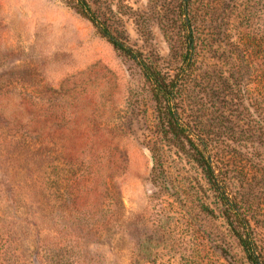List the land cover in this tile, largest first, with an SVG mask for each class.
Masks as SVG:
<instances>
[{"label": "rangeland", "instance_id": "374dc122", "mask_svg": "<svg viewBox=\"0 0 264 264\" xmlns=\"http://www.w3.org/2000/svg\"><path fill=\"white\" fill-rule=\"evenodd\" d=\"M87 1L118 37L175 74L180 63L162 30L174 0ZM75 5L0 0V264H241L219 212L197 209L207 188L198 167L161 143L140 67ZM191 8L202 42L189 80L198 93L184 117L214 145L264 256V0ZM234 76L252 96L250 113L228 107L218 78ZM219 112L234 132L220 131Z\"/></svg>", "mask_w": 264, "mask_h": 264}, {"label": "trees", "instance_id": "16d2710c", "mask_svg": "<svg viewBox=\"0 0 264 264\" xmlns=\"http://www.w3.org/2000/svg\"><path fill=\"white\" fill-rule=\"evenodd\" d=\"M174 2L175 16L163 17L162 30L180 63L175 74L165 72L160 65L159 57L155 54L136 49L118 37L106 22L96 15L87 0H76L75 6L79 13L92 21L100 34L106 37L115 49L140 67L155 101L156 130L161 143L174 147L193 162L206 181L207 188L202 189V193H198L195 201L197 209L210 217H217L216 211L219 212V216L228 224L242 248L244 256L241 258V264H264V256L249 211L245 210L243 204L233 196L230 184L214 163V145L206 133L196 131L195 126L184 117V102L190 100L195 92L198 93L196 85H191L189 80L194 63L200 54L202 39L192 12V0H174ZM218 80L233 101L228 107H236L237 110L250 113V102L253 99L252 96L249 97V91L248 94L243 91L239 77L234 76L233 79L219 77ZM216 119L220 131L234 132L222 112L218 113ZM153 154L156 162L162 157L159 148L154 149ZM154 172L156 182L164 184L161 169H154ZM209 199L212 201L208 202ZM212 204L215 207H212ZM190 211H187V214L191 218ZM203 232L206 234L205 231Z\"/></svg>", "mask_w": 264, "mask_h": 264}]
</instances>
